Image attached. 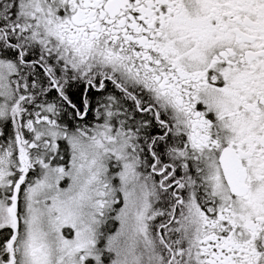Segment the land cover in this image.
<instances>
[{
	"label": "snow or ice",
	"instance_id": "snow-or-ice-1",
	"mask_svg": "<svg viewBox=\"0 0 264 264\" xmlns=\"http://www.w3.org/2000/svg\"><path fill=\"white\" fill-rule=\"evenodd\" d=\"M0 264H264V0H0Z\"/></svg>",
	"mask_w": 264,
	"mask_h": 264
}]
</instances>
